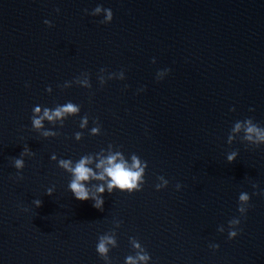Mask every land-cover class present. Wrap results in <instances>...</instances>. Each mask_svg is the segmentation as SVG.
Segmentation results:
<instances>
[{"label":"water","instance_id":"water-1","mask_svg":"<svg viewBox=\"0 0 264 264\" xmlns=\"http://www.w3.org/2000/svg\"><path fill=\"white\" fill-rule=\"evenodd\" d=\"M247 119L264 127V0H0V264H264V144ZM117 153L144 168L141 190L109 193L105 173L85 182L102 209L75 199L60 161L99 175Z\"/></svg>","mask_w":264,"mask_h":264},{"label":"clouds","instance_id":"clouds-1","mask_svg":"<svg viewBox=\"0 0 264 264\" xmlns=\"http://www.w3.org/2000/svg\"><path fill=\"white\" fill-rule=\"evenodd\" d=\"M102 10L101 6H97L95 8V13H99ZM103 11L106 12V20L112 21L113 19V13L111 9L104 8ZM45 24L51 26V22L45 20ZM169 71V70H167ZM91 87V85H89ZM234 110V109H233ZM35 111L38 113L40 111L39 107L35 109ZM79 111V109L72 103H68L65 105H62L58 108H56L54 111L49 112L48 109H45L44 116L41 118H32V125L39 129L42 127V119L47 118L49 121H52L55 118L62 117L65 113H75ZM87 120L85 119L84 123H86ZM246 127L244 128L245 131V139L249 141H254L257 144H264V127H260L257 124H254L252 122V119H247L244 121ZM84 124H81V127H83ZM241 128V124L238 122L235 125L234 131H239ZM93 133H96L98 131L97 128L92 129ZM44 135H49V133H44ZM81 136V133H76V138L79 139ZM255 137V139H254ZM25 154L27 155H33L34 153L29 152L28 148L25 147L24 152L21 153V157H23ZM117 156H119V153H117L116 156H109L107 158V167H104V171L100 173L99 175H96L91 168L87 167L86 165L89 164L91 161L89 158H82L79 160L78 163H76L75 167L71 166V161L69 160H61L60 166L70 171L73 175L72 180L69 183V189L71 190L73 196L75 199L79 201H87L89 199L93 200V207L97 209H102L104 200H103V193H104V187L98 186L97 192L100 193V196H91L89 193L88 188L85 186V182L91 180V179H99L103 180L105 179V173L107 177H110V180L108 181V191L109 193L112 192L113 187H117L122 192L126 191L128 193H132L135 191H140L142 188V173L144 172V168L140 167L139 161L136 159L135 156H133V164L131 167H127L125 162L121 159L120 163H116ZM237 152L233 151L230 155L227 156V161L229 163H232L236 160ZM53 159L55 156L53 155ZM14 167L17 170H21L25 167L24 160L22 158H15L14 159ZM105 161L101 160L100 163L97 165L98 168L104 166ZM145 166H147V162L145 161ZM136 169V170H133ZM22 178V177H21ZM167 184V181L165 182ZM177 189L180 188V185L177 184ZM255 188L256 185H253ZM161 188V185H156V189L159 190ZM53 189H47L46 194L51 196ZM255 194V193H254ZM250 200V196L247 193L242 192L239 195V206L238 211L240 213H246L247 209L243 207V204H247ZM33 203L38 208L41 206L42 201L37 199L34 200ZM230 224L239 225L240 219L233 218L229 221ZM238 235V232L236 230H230L228 233V238L233 239ZM116 241L112 237H101L100 242L96 246V251L101 256H106V253L108 252V248L106 247V244H113L115 245ZM136 247H139V244L135 245ZM212 248H218L219 245H210ZM150 257L145 255H139L138 260L139 261H147ZM127 264H137V260L133 259L132 257L127 258Z\"/></svg>","mask_w":264,"mask_h":264}]
</instances>
